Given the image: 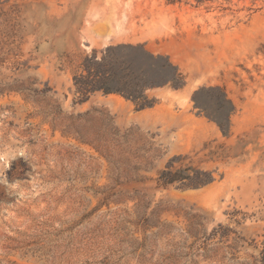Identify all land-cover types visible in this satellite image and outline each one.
Listing matches in <instances>:
<instances>
[{"label":"rangeland","instance_id":"374dc122","mask_svg":"<svg viewBox=\"0 0 264 264\" xmlns=\"http://www.w3.org/2000/svg\"><path fill=\"white\" fill-rule=\"evenodd\" d=\"M126 43L185 85L73 103L84 58ZM216 86L227 137L192 100ZM263 246L264 0H0V264H264Z\"/></svg>","mask_w":264,"mask_h":264},{"label":"trees","instance_id":"16d2710c","mask_svg":"<svg viewBox=\"0 0 264 264\" xmlns=\"http://www.w3.org/2000/svg\"><path fill=\"white\" fill-rule=\"evenodd\" d=\"M186 76L168 55L153 53L143 44H116L107 46L98 57L95 50L87 55L79 74L73 76V93L77 95L73 103H83L97 92L117 93L130 100L137 110L152 107L155 99L148 91L158 87L182 88ZM216 92L207 100L198 95ZM192 100L194 107L215 123L223 136L230 135L231 115L234 104L225 90L219 86L196 90ZM194 175L185 170H171L169 166L160 173L162 183H182L183 187H199L212 181L209 172L192 169ZM264 262V246L259 251Z\"/></svg>","mask_w":264,"mask_h":264}]
</instances>
